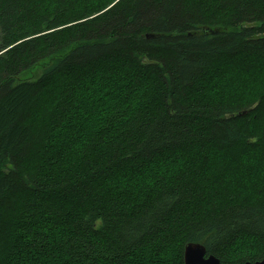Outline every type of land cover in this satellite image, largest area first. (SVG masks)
Segmentation results:
<instances>
[{
    "label": "trees",
    "instance_id": "1",
    "mask_svg": "<svg viewBox=\"0 0 264 264\" xmlns=\"http://www.w3.org/2000/svg\"><path fill=\"white\" fill-rule=\"evenodd\" d=\"M0 242V264L264 259V0H0Z\"/></svg>",
    "mask_w": 264,
    "mask_h": 264
},
{
    "label": "water",
    "instance_id": "2",
    "mask_svg": "<svg viewBox=\"0 0 264 264\" xmlns=\"http://www.w3.org/2000/svg\"><path fill=\"white\" fill-rule=\"evenodd\" d=\"M184 264H220L213 255H207L205 246L200 243H187L183 252ZM251 264V263H243ZM253 264H264V259Z\"/></svg>",
    "mask_w": 264,
    "mask_h": 264
},
{
    "label": "rangeland",
    "instance_id": "3",
    "mask_svg": "<svg viewBox=\"0 0 264 264\" xmlns=\"http://www.w3.org/2000/svg\"><path fill=\"white\" fill-rule=\"evenodd\" d=\"M46 65V62H45V64H43V66H39V67H37V68H34L32 71H28V72H24V73H22L21 74V79H23V80H36L40 75H41V73H42V70H43V67ZM104 69V68H103ZM103 69H101V71L100 70H97V71H100V72H98V73H92V78H94V79H97L98 80V83H99V85H101L102 84V81H103V74H104V70ZM93 72V71H92ZM91 76V74H89V75H87V76H85L84 78H82V79H80V83H82L83 84V87H86L87 85L86 84H84V83H86L87 81H88V78ZM95 76V77H94ZM96 77H98V78H96ZM107 77V76H106ZM82 84H80V86L82 85ZM5 238H6V240L8 239V237H9V235L7 234L6 236H4ZM8 243H9V245H10V248H9V250L10 249H12V246L15 244V238L14 237H11L9 240H8ZM247 243H249V241L248 242H246V243H244V244H247ZM250 244V243H249ZM249 244L245 247V250H249V249H252V245H250V247H249ZM4 247V249H3V252L4 251H6L5 249V247H6V244L5 245H3V244H1V242H0V249L1 248H3ZM251 251V250H250ZM1 252H2V250H1ZM10 251H7V253H9ZM7 253H5L4 255H1V258H0V262H1V260L3 259V258H5L6 256H7ZM32 258V257H31ZM9 260V259H8ZM25 260V259H24ZM26 264V263H25ZM167 264H169V263H167Z\"/></svg>",
    "mask_w": 264,
    "mask_h": 264
}]
</instances>
